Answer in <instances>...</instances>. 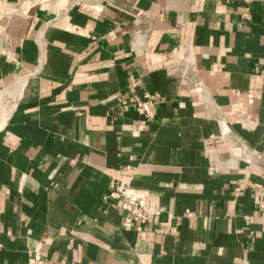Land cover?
<instances>
[{
	"label": "crops",
	"instance_id": "0c3cea01",
	"mask_svg": "<svg viewBox=\"0 0 264 264\" xmlns=\"http://www.w3.org/2000/svg\"><path fill=\"white\" fill-rule=\"evenodd\" d=\"M256 67L264 0H0V264H264Z\"/></svg>",
	"mask_w": 264,
	"mask_h": 264
},
{
	"label": "built area",
	"instance_id": "2783aa9c",
	"mask_svg": "<svg viewBox=\"0 0 264 264\" xmlns=\"http://www.w3.org/2000/svg\"><path fill=\"white\" fill-rule=\"evenodd\" d=\"M132 43L133 48L135 49H138L142 46L141 35L139 34V32H135ZM192 61L193 58L190 52V54L186 55V58L179 66V75L181 79L184 80L188 77V69ZM255 72L264 77V69L256 67ZM161 100L162 97L159 94H152L145 100H141L133 96L128 98L126 102L131 104L135 112L143 117V123H146L153 119L154 107L157 102ZM243 188L244 185L240 184L235 190L236 194L238 195ZM108 198L117 200L119 202L120 210L125 213L124 222L126 226H129L133 223H139L143 226H147L149 224L150 217L156 214L155 211L150 210L146 207L144 197L133 193L129 186L120 187L117 184L112 183L109 193L104 197V199ZM252 216L264 217V204H261L256 209H254V211L252 212ZM252 216L246 215L243 217L246 225L249 224L250 217ZM161 226H165V224H161ZM250 234H252V232H250ZM141 236L142 238H144L145 233L143 232ZM27 264L53 263L46 259L40 252H34L31 256H29Z\"/></svg>",
	"mask_w": 264,
	"mask_h": 264
}]
</instances>
